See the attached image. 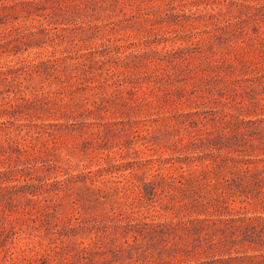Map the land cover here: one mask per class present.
Wrapping results in <instances>:
<instances>
[{
  "label": "rangeland",
  "instance_id": "rangeland-1",
  "mask_svg": "<svg viewBox=\"0 0 264 264\" xmlns=\"http://www.w3.org/2000/svg\"><path fill=\"white\" fill-rule=\"evenodd\" d=\"M0 264H264V0H0Z\"/></svg>",
  "mask_w": 264,
  "mask_h": 264
}]
</instances>
